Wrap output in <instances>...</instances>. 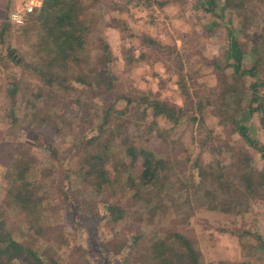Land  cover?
Masks as SVG:
<instances>
[{
  "label": "trees",
  "instance_id": "obj_1",
  "mask_svg": "<svg viewBox=\"0 0 264 264\" xmlns=\"http://www.w3.org/2000/svg\"><path fill=\"white\" fill-rule=\"evenodd\" d=\"M124 1L122 8L148 10L182 0ZM255 1L223 0L229 61L212 62L217 82L205 96L189 91L195 73L175 69L181 103L118 87L104 33L113 2L42 0L24 24L2 23L0 36L15 28L27 52L16 61L13 47L0 46L9 70L0 71V140L16 149L0 180V264H209L189 226L195 213L244 217L253 201L264 203V163L253 154L263 158L264 146L247 125L254 115L264 135V19ZM194 2L216 14L215 0ZM139 38L148 49L162 46ZM207 112L229 138L205 162L200 153L191 163L178 160L173 132L196 121L205 128ZM64 133L70 139L59 141ZM88 232L68 246L73 234ZM241 233L264 242L256 229Z\"/></svg>",
  "mask_w": 264,
  "mask_h": 264
},
{
  "label": "rangeland",
  "instance_id": "obj_2",
  "mask_svg": "<svg viewBox=\"0 0 264 264\" xmlns=\"http://www.w3.org/2000/svg\"><path fill=\"white\" fill-rule=\"evenodd\" d=\"M22 1L0 0V28L2 23L6 22L7 10L11 6L20 7ZM105 1L116 4L112 6L110 14H105L107 21L104 33L111 57L110 70L118 87H123L124 90H151L164 98L181 103L183 97L175 84L173 73L178 67L183 68L185 74L195 73L193 79L186 80L190 92L196 89L201 96H205L210 88L216 85L217 77L211 69L212 62L224 65L229 61L226 54L229 36L226 30L232 28L224 16L223 0H215V15L205 11L199 3H193V0L170 2L162 6L153 5L152 9L148 10L132 7V4H126L122 8L120 4H124V0ZM254 5L256 12L264 19V0H257ZM133 30L137 32L136 35H131ZM233 33L236 38H240L238 27H234ZM140 34L153 37L162 46L155 50L144 47L139 38ZM0 41L3 42L0 43L3 48H14L13 57L16 61H20L21 56L27 52L26 45L15 28L7 29L3 36H0ZM141 51L146 53L142 58L139 56ZM249 63L250 58L246 56L242 67H247ZM0 66V71H9L4 69L1 63ZM13 70L20 72L16 67ZM25 76L27 77V74ZM196 98V95H193L192 99L197 100ZM237 118L244 121L245 116L238 115ZM204 125L205 128L199 129V123L196 121L184 128H176L173 132V156L180 161L191 163L200 153L201 160L205 162L211 156L213 145L229 138L226 128L219 126L216 117L208 112L204 117ZM247 125L249 136L259 146H264V135L259 131L258 120L254 115L248 119ZM3 129L4 127L0 130L1 137L4 134ZM210 129H214V132L209 134L207 131ZM70 137V133H64L58 140H69ZM202 139H206V144L199 146ZM237 139L238 136L232 135L230 144L234 145ZM242 143L243 141L239 140L236 146ZM15 150L11 142L0 140V180ZM35 151L40 152L38 149ZM253 154L258 165L264 163V157H260L257 151ZM219 156L227 158L226 151L223 150ZM54 216L53 218H57L58 214ZM189 226L197 233L209 264H264V242L261 244L254 237L250 238L241 233L246 229L249 232L256 229L264 241L262 201H253L244 217L199 210L191 218ZM89 233L73 234L68 246L73 248L80 241L84 243V240L91 236ZM76 261L74 259L72 263L76 264Z\"/></svg>",
  "mask_w": 264,
  "mask_h": 264
},
{
  "label": "built area",
  "instance_id": "obj_3",
  "mask_svg": "<svg viewBox=\"0 0 264 264\" xmlns=\"http://www.w3.org/2000/svg\"><path fill=\"white\" fill-rule=\"evenodd\" d=\"M42 4V0H23L20 7H10L6 13V22L12 25H22L27 18L36 12Z\"/></svg>",
  "mask_w": 264,
  "mask_h": 264
}]
</instances>
